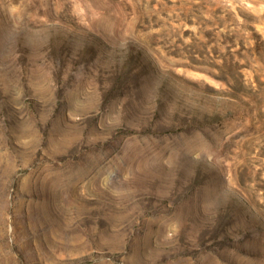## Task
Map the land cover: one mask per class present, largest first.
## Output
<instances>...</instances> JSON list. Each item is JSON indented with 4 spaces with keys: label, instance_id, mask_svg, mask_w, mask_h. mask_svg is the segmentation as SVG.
Here are the masks:
<instances>
[{
    "label": "rangeland",
    "instance_id": "1",
    "mask_svg": "<svg viewBox=\"0 0 264 264\" xmlns=\"http://www.w3.org/2000/svg\"><path fill=\"white\" fill-rule=\"evenodd\" d=\"M0 264H264V0H0Z\"/></svg>",
    "mask_w": 264,
    "mask_h": 264
}]
</instances>
